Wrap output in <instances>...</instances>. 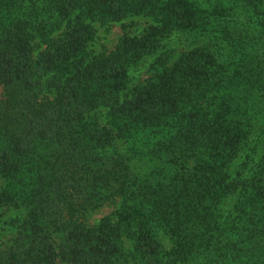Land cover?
Segmentation results:
<instances>
[{"label":"trees","instance_id":"trees-1","mask_svg":"<svg viewBox=\"0 0 264 264\" xmlns=\"http://www.w3.org/2000/svg\"><path fill=\"white\" fill-rule=\"evenodd\" d=\"M0 85V264H264V0H0Z\"/></svg>","mask_w":264,"mask_h":264},{"label":"rangeland","instance_id":"rangeland-1","mask_svg":"<svg viewBox=\"0 0 264 264\" xmlns=\"http://www.w3.org/2000/svg\"><path fill=\"white\" fill-rule=\"evenodd\" d=\"M146 17H133L132 19H126L123 21L124 27H121L120 23L112 22L99 25L97 22L92 23V28L94 30L93 39L90 43V48L98 53L102 51L110 50L113 45L116 43L117 39L122 35L123 32H126L128 35L137 34L138 31L147 23ZM132 22V24L130 23ZM177 38V37H176ZM171 38L168 40L170 46L174 48H180L184 46L185 41L182 42L181 39ZM183 38V37H181ZM148 58H145L140 62L136 67L129 69L128 71V86L134 85L138 80L144 78L147 75L146 72V63ZM1 85H0V96H1ZM104 112L105 109H101L96 113L97 121L99 123L104 122ZM113 205L105 203L101 206H98L94 210L90 211L87 214V220L89 224L96 223L99 217L108 214L113 210ZM14 213V210L6 206L0 205V242H4L6 238L10 236L9 231V216Z\"/></svg>","mask_w":264,"mask_h":264}]
</instances>
